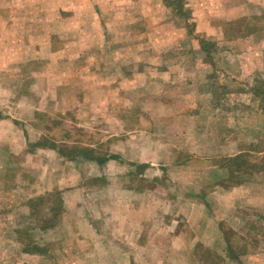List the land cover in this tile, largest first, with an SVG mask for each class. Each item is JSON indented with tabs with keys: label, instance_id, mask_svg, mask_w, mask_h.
Listing matches in <instances>:
<instances>
[{
	"label": "rangeland",
	"instance_id": "374dc122",
	"mask_svg": "<svg viewBox=\"0 0 264 264\" xmlns=\"http://www.w3.org/2000/svg\"><path fill=\"white\" fill-rule=\"evenodd\" d=\"M167 3L0 0V264L260 246L264 0Z\"/></svg>",
	"mask_w": 264,
	"mask_h": 264
},
{
	"label": "crops",
	"instance_id": "0c3cea01",
	"mask_svg": "<svg viewBox=\"0 0 264 264\" xmlns=\"http://www.w3.org/2000/svg\"><path fill=\"white\" fill-rule=\"evenodd\" d=\"M83 148L86 149V151H84L85 154H81L82 150H84ZM89 154H91L90 156H93V155H100V156H106V157L109 156L110 158L108 159V161L113 160L114 158H116V154H114V153H111L110 155H102V154L93 153L92 149L87 147V146L86 147H81L78 150V156L80 158H82L84 160H88V161H93L97 165H99L96 162V160L91 159V158L88 157ZM106 163H104V164H106ZM103 165H99V166H103ZM146 165H147V162H144L142 164H139V165L135 166V168L140 167L138 173L142 174L144 172L143 168ZM144 184H145V182L142 183V185H144ZM261 190H263V189H261ZM261 193L263 194L264 192H261ZM262 194L260 196L261 197L260 203H259V201H258V203L256 202V205L260 206V213L262 212L260 217H259V219H258V221H256L257 224H258L257 225L258 234L256 235V242L260 243V246L259 247L256 246L257 248H255V249L240 250L238 252L239 253L238 256H235L234 253H232L233 251L228 250V251H226V253H223L221 255L222 257H234V256L235 257H239L240 258V263L239 264H264V202H263ZM260 218H262V219L260 220ZM241 257L246 258L245 261H243V258L241 260Z\"/></svg>",
	"mask_w": 264,
	"mask_h": 264
},
{
	"label": "trees",
	"instance_id": "16d2710c",
	"mask_svg": "<svg viewBox=\"0 0 264 264\" xmlns=\"http://www.w3.org/2000/svg\"><path fill=\"white\" fill-rule=\"evenodd\" d=\"M166 3L168 2L169 5L171 6H174L175 9L177 10V13L178 14H181V8L183 9V0H164ZM167 3V4H168ZM84 149V148H83ZM60 152H63L64 151L62 149H59ZM78 151V150H77ZM84 151H86V149L82 150V153L81 154H85ZM64 154H67V153H64ZM91 154L88 155L89 158L91 159H94L96 160V162L99 164V165H103L104 163H106L108 161V159L110 158L109 156L106 157V156H100V155H93V156H90ZM236 159H241L240 155L236 156ZM235 159V160H236Z\"/></svg>",
	"mask_w": 264,
	"mask_h": 264
}]
</instances>
